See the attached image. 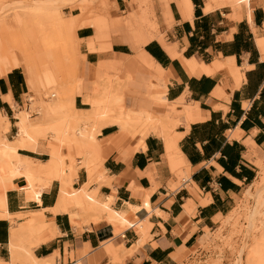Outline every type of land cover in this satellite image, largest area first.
Returning a JSON list of instances; mask_svg holds the SVG:
<instances>
[{
	"label": "crops",
	"instance_id": "obj_1",
	"mask_svg": "<svg viewBox=\"0 0 264 264\" xmlns=\"http://www.w3.org/2000/svg\"><path fill=\"white\" fill-rule=\"evenodd\" d=\"M237 1L235 7L205 11V0H169V25L159 19V38L142 47L163 71V82L150 72L126 67L130 77L121 84L124 97L118 107L159 117L171 112L166 105L171 104L177 109L169 116L168 129L156 126L141 139L115 124L101 126L94 140L69 132L61 146L78 140V152L85 153L83 158L74 157V163L64 159L70 187L84 189L109 212L91 214L79 198L72 205L59 203L60 182L55 179L35 200L27 198L28 189L20 186L24 178H14L13 188L5 189L0 209L1 263L12 264L10 231L29 217L41 229L24 244L44 263L72 259L74 264H174L204 242L256 178L260 161L256 152L264 148V0ZM114 2L116 8L123 5V0ZM125 9L131 13L126 3ZM153 9L158 13L157 1ZM82 21L76 36L84 55L85 77L73 97L76 112L90 110L85 99L100 90L108 74L109 66L100 68V63L132 55L124 32L111 38L116 41L111 48L96 53L89 41L95 36L93 26H83ZM192 59L209 73H190L184 62ZM222 65L235 69L236 75ZM27 87L17 68L0 75V115L8 121L0 134L20 157L46 163L51 151L47 129H40L35 150L22 148L25 143L17 139L14 116L24 109L20 102L28 95ZM157 96L163 102L153 99ZM39 114L30 118L31 125L49 121ZM170 161L182 166L171 167ZM171 169L186 175L175 188L171 187L176 181ZM108 214L112 217L106 218Z\"/></svg>",
	"mask_w": 264,
	"mask_h": 264
},
{
	"label": "rangeland",
	"instance_id": "obj_2",
	"mask_svg": "<svg viewBox=\"0 0 264 264\" xmlns=\"http://www.w3.org/2000/svg\"><path fill=\"white\" fill-rule=\"evenodd\" d=\"M155 1L157 3L167 1L169 5V0H123V5L119 8H116L114 0H0V46L22 50L33 79V86H28L26 89L28 95L21 98V108L28 109L30 116L36 117L37 113L32 110L37 103L30 108L31 102L28 98L33 97L32 103L35 104V100L45 106H48L49 101H56L58 104H65L62 105L63 114L51 116L52 118L47 120L62 122L63 125L66 121H70L75 128H79L82 123H89L87 118L79 121L70 118L73 110L70 105H73L71 101L76 87L85 77L82 64L84 55L79 51L81 42L75 38L77 24L83 20L81 22L83 26H93L95 36L89 41L96 48V53H104L107 48H111L109 45L116 42L111 41V38H116L122 32L127 34L132 55L123 61L120 58L113 60L120 61L119 65L112 66L101 62L100 68L109 66L106 69L108 74L101 80L100 90H95L99 93L104 87L117 84L121 91V84L130 77V73L125 68L130 65L139 69L137 65L133 64V66L129 63L133 54L137 55L142 50L138 48V51L133 52L132 32L136 27H143L144 33L156 31L154 35L159 38V23L154 22L152 16L145 12L150 8L154 11ZM125 3L129 8L131 7L130 14L128 9H125ZM155 15H158L156 11ZM132 16L133 20H136L134 27L128 23V19ZM69 19H72V29H68ZM163 20L168 24V16H164ZM168 27L163 28V33ZM124 50L130 52L128 48L124 47ZM17 69L22 72L21 67ZM120 96L116 108L120 107L124 94ZM66 100H70V104ZM44 101L45 104H43ZM67 106H70V110ZM21 108L18 107V109ZM63 125H57L56 129L62 128ZM49 136L47 135L51 140L48 143L49 150H57L53 148L58 144ZM43 141L47 143V140L43 139ZM77 142L78 140L73 141L74 145L69 146L66 143L58 148L59 152L63 149L60 153L63 159L67 158L74 163V157L85 156V153L78 152ZM256 153L260 158L258 167L255 165L256 178L244 187L241 195L235 199L231 210L223 218L218 219L216 227L210 230L211 233H207L204 242L198 243L197 247L200 245L204 252H198L196 259H192L190 264H261L264 261V254L256 252L263 249L260 245L264 239V201L256 204L257 197L264 192V148ZM171 171L176 177L171 187L175 188L179 186L180 178H186V175L177 169H171ZM253 207L255 215L250 222L249 211ZM33 222L34 220L24 232L32 237L39 233L37 229L40 227ZM184 256L185 254L177 260ZM19 262L26 264L23 261Z\"/></svg>",
	"mask_w": 264,
	"mask_h": 264
},
{
	"label": "bare ground",
	"instance_id": "obj_3",
	"mask_svg": "<svg viewBox=\"0 0 264 264\" xmlns=\"http://www.w3.org/2000/svg\"><path fill=\"white\" fill-rule=\"evenodd\" d=\"M205 2H206L205 11H210L216 6L227 5V6L235 7L239 5V2L237 0H205ZM157 5H158V15L157 16L155 15V12L151 8L146 9L145 12L146 14L152 16L151 18L154 19L153 20L154 22L156 21V23L157 22L159 23V19H161L164 22L165 21L163 20L164 16L166 17L168 15V6H167L168 2L161 1L157 3ZM69 20H70V25L68 29H72L73 28L72 23H71L72 19H69ZM128 20H129L128 23L130 24V26L132 25L134 27V25L136 24V20H133V16L132 18ZM142 28L136 27L135 30L132 32V35L130 34L133 40L132 41L133 48H134L132 49L133 52L136 50L138 51L139 50L138 48H142L145 43L151 40H154L156 38V36L154 35L156 31L144 33ZM75 38L77 39L76 34H75ZM259 44L262 45L263 41L259 42ZM129 63L132 65L133 64L137 65L140 70L150 72L151 76L154 79L158 81L163 80L162 78V76H164L163 71L143 52V50L139 51L136 57L133 58ZM117 64L119 65L120 61H113V62L107 63V65H112V66L117 65ZM184 64L190 73H195L197 71L209 73L206 66L198 63L195 59L185 61ZM19 67L22 68L21 69L22 74L25 78L27 85L30 87L33 86V79L31 76L30 69L28 68L23 51L19 50L18 48L14 49L12 47L0 46V75H5L8 71L10 72V70L14 68H19ZM220 68H227L230 74L236 75V70L233 68H230L225 65H222ZM119 90L120 89L117 84L113 86L108 85L107 87H104V89L101 92L99 93L94 92L92 97L85 99L86 102L90 105V110L76 112L74 111V109L72 110L71 108L72 115L70 116V118L76 121H79L82 118H87V120L91 122V126L89 128L87 124H83V123L79 126V128L78 127L75 128L73 127L70 121L68 122L66 121L63 125L62 122H58L54 120L53 121L49 120L46 123L44 122L45 125L43 124V125L34 126L30 124L31 123L30 122V118H31L30 111H28L27 109H23V111H20L14 116L17 120V126H18L17 139L19 140V142L25 143V145L22 146V148L35 150L37 146V139H38V136L40 135L39 131L41 128H45L50 132L51 138L54 140V142L56 141L57 144H60L58 145L59 147L61 146L62 143L68 141V140H65V136L68 134L70 130H72L76 135L80 136L81 138H88L89 140H94V136L96 135V133H98L100 127L103 125H108V124H113V125L115 124L116 126L120 128L121 131L129 130V132L131 131L133 134L135 133L139 135L140 137L139 136L138 137L140 139L145 134H147V131H149L148 129L152 130L156 126H160L162 130L164 129V131L168 129L169 116L172 112L175 113V109L177 108L172 107L171 104H166L171 112H166L164 116H159V117H155L152 114H148L147 112L144 113L143 111L136 112L131 109L116 108V104L119 102L120 97H121L120 94H122L120 93L121 91ZM163 95H164V92H163ZM158 98L159 96L153 97L154 100L161 102L162 100L161 99L159 100ZM28 100L31 102L30 108L33 105L35 106L37 103V106H36L37 108L34 107V110L32 111L40 113L39 115H41L43 120L52 118L51 116H56V115L58 116V115L63 114L62 111L64 110L63 109V106L65 105L64 103H62V105L64 104L62 106L61 104H58L56 101H49L48 106H45V105H42L39 101H35V100H34L35 104L32 103L33 99L31 97L28 98ZM69 101L66 100L67 103ZM71 102H72L71 104H73V100ZM45 103L46 102L44 101L43 104ZM68 104H70V102ZM70 106L73 107V105H70ZM70 106H67L69 107L68 108L69 110H70ZM0 118L4 120L3 122H5L4 124L5 126L2 125L3 127H0V128H2L5 131L8 128V121L4 117L2 118L1 115H0ZM57 125H63V126L60 129H56ZM138 125L141 126L139 127V129H137ZM158 129L160 130V128ZM154 132H151V133L154 134ZM157 134L159 135V133ZM166 156H168L169 158V155H166ZM169 164H171L170 165L171 167H175V168L182 166L179 163L177 165H174L173 162L171 161L169 162ZM184 171H185V167H184ZM66 174H67V170L64 167V159L60 155L59 149L50 151L49 160L46 163H40L35 160H30L27 158L20 157L17 154L16 149L13 148L12 146L7 145L5 141L3 140V137L0 134V209L3 208L5 204V199H4L5 189H7V187L13 188L12 179L17 178V177H23L24 180L22 181L23 183L20 184V186L22 188L25 187L26 189H28V192L26 191L28 193L26 194L27 198H30V199L36 198L39 195L41 189L47 186L48 183L51 181V179H55L60 182L59 203L72 205L75 198H79V200L84 199L86 209L91 214H95V213L98 214V212L101 213L104 210L109 212V209L106 210L107 208L105 206H101L94 199V197L86 194L84 189H82L81 191L72 190V188L70 187L71 186L70 180L67 178ZM263 201H264V192L263 194H260L257 197L256 204H260ZM113 213L112 215L115 216L116 214H113ZM109 215L110 214H108L106 218L112 217V215H110V217ZM254 215H255V208L253 207L249 211L250 222L253 221ZM116 217L118 218L117 215ZM112 219H114V217ZM32 221H33L32 217H29L25 219L22 224L16 225L10 231V237H9L10 242H9L8 247H9L12 264H15L16 262H19V261L26 262V264H52L53 263V262L49 263L50 261L48 262V260L46 261L48 263H44L43 261H38L33 256L30 248L25 246L24 241L26 238H28L29 235L24 232L26 231V228H28L29 225H31ZM40 229L41 227L37 229L38 232H40ZM260 247H262L263 249L257 250L256 252L264 254V239L262 240V244L260 245ZM0 264H4V263L0 262ZM237 264H240V263H237ZM261 264H264V261H262Z\"/></svg>",
	"mask_w": 264,
	"mask_h": 264
},
{
	"label": "built area",
	"instance_id": "obj_4",
	"mask_svg": "<svg viewBox=\"0 0 264 264\" xmlns=\"http://www.w3.org/2000/svg\"><path fill=\"white\" fill-rule=\"evenodd\" d=\"M185 181L184 178L180 179V184L183 183ZM203 251L202 247L199 245L198 247H194L191 251H189L186 256L184 258H182L178 263H174V264H190L193 260L192 259H196V254L198 252ZM204 252V251H203ZM74 261L72 259L69 260H55L54 264H74Z\"/></svg>",
	"mask_w": 264,
	"mask_h": 264
}]
</instances>
